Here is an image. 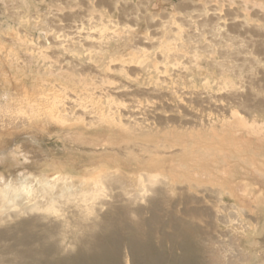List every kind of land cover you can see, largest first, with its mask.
Masks as SVG:
<instances>
[{"label":"rangeland","instance_id":"374dc122","mask_svg":"<svg viewBox=\"0 0 264 264\" xmlns=\"http://www.w3.org/2000/svg\"><path fill=\"white\" fill-rule=\"evenodd\" d=\"M0 57V88L7 86L0 102L16 96L17 102L28 97L34 100L25 102L43 104L36 118L40 128L7 125L5 138L38 134L39 150L74 176L93 177L104 170L137 187L146 171L132 159L138 153L148 156L134 143L141 133L155 142L181 140L192 150L241 148L229 161L221 155L207 160L222 159L216 162L219 179L224 176L247 191L206 192L200 202L182 203L179 209L172 202L184 201V195H152V204L143 200L140 205L147 208L146 222L156 228L150 227L153 242H169L165 236L176 231L168 221L180 218L182 209L207 208L211 226L186 219L214 234L220 255L235 256L245 246L252 262L264 264L259 229L264 222V0H0ZM156 84L162 92L154 90ZM55 100L67 102L66 116L50 124L46 105ZM224 123L234 136L249 134L243 140L248 146L226 142ZM247 130L260 131L261 137ZM257 137L263 138L255 142ZM126 201V195L108 198L103 209L120 219L113 227L119 234L110 241L116 245L112 255L100 253L99 241L74 242L80 230L72 242H29L33 237L23 230L0 239V261L19 262L27 254L30 259L22 260L29 264H110L113 251L126 255L120 247L129 225L123 210L132 207ZM205 259L197 251L186 264H205Z\"/></svg>","mask_w":264,"mask_h":264},{"label":"bare ground","instance_id":"6f19581e","mask_svg":"<svg viewBox=\"0 0 264 264\" xmlns=\"http://www.w3.org/2000/svg\"><path fill=\"white\" fill-rule=\"evenodd\" d=\"M2 57H0L1 60H4ZM6 87L0 88V91H5ZM153 87L154 90L162 92L158 84ZM12 97L15 100L9 102L10 104L0 102V239L10 240L15 238V235L9 236L11 233L24 230L26 237H33V241L29 240V242L40 240H44V242H72L70 241L72 235L77 234L80 230L77 235V237L79 236L78 241L74 242L99 241L96 245L100 253H106V256L109 250L116 246L110 241L116 237V233L119 234L113 227L120 224V219L113 220L111 209H107V211L103 209L109 203L108 198L126 195L128 196L126 202L132 206L123 210V217L128 219L126 221L129 225L124 229L126 237L120 247L124 246L126 255L121 257L117 251H113L114 256L112 260H109L110 264H186L187 259H191L192 254L197 251L206 258L205 264H226L227 261L228 264H259L258 261H251V253L245 246L238 250L235 256L234 253L232 256H228L229 258L227 255H220L214 246L220 242L215 240L214 234L208 230L202 232L195 221L186 219L187 216L191 217V220L202 219L208 226H211V223L205 219V217H211V212L207 208L182 209L180 218L175 216L168 221V225L170 223L169 226L176 231L174 234L165 236V241L169 242H153L152 229L156 228L154 229L151 224L146 222L144 213L147 208L140 205L143 200L148 201L149 205L152 204V195V197L164 195L171 199L184 195V201L177 199L172 202L178 207L182 203L200 202L199 195H204L206 192L218 191L228 194V196H234V194L239 195L240 192L247 191L245 188L232 185L231 181L228 182L229 179L224 176L219 179L218 164L216 163L218 161L207 160L213 159L214 156L219 158L218 155H221L224 161H229L230 158L236 156L235 154L240 153L241 148L232 151L229 146L230 150L226 151L223 148L197 146V149L192 150L181 144V140H174L173 143L167 144L161 143V139L158 138L160 142H155L154 139H144L142 136H146V134L141 133L142 136L138 137L137 143L134 140V143L140 146L142 152L147 151L148 156L144 157L138 153L132 159L134 161L138 159L137 161L141 162L146 171L140 173L137 187H131L126 181L121 180L119 175L104 170L100 171L101 169H98L100 172L93 177H77L66 172L65 167H63L64 170L60 165H57L55 159L47 158L39 150L40 136L38 134L30 133L21 137L19 141L5 138L3 132L7 125L24 123L35 128L42 126V124H36V118L40 116L39 112L43 109L41 102L37 104L32 101L25 102L26 99L34 100L28 97L17 102L18 97ZM66 103V101L55 100L52 104L46 105L50 120L48 123L55 124L60 120L59 116H66L62 114L67 109ZM262 104L264 105V101ZM58 111L60 113L57 115ZM193 117L198 118L196 115ZM230 128L231 125L226 123L222 126L225 133H228ZM144 129L141 130L145 132ZM249 132L257 133L260 136V131L251 130ZM228 134L223 137L229 144L234 139L237 141V145L242 143L243 147L248 146L243 142V140H248L245 137L246 134L239 136ZM136 135L140 134L134 136L137 137ZM260 137H257L255 142L262 140L263 137ZM199 154H202V158L199 157ZM240 158H236L237 161L241 160ZM8 159H11L13 163L8 162ZM222 159H218L219 162ZM253 161L255 160L252 159ZM92 170L94 169L92 168ZM217 185L220 187L217 188ZM226 187H229L231 191H226ZM118 211L120 210L115 212L119 213ZM110 215L111 217H109ZM157 221L161 222V220ZM38 228L40 229L39 234L31 233L32 229L38 230ZM261 228L264 231V222L262 225L260 224L259 229ZM108 229H111L110 233ZM263 231L262 235L264 236ZM26 237L20 239V242H25ZM256 238L257 236H248V240L256 241ZM168 243L169 247L166 245ZM165 246H167V250H163ZM176 250H181V256L176 254ZM109 254L112 255L111 252ZM260 255L257 254V257ZM22 257L25 258L24 260L30 259L29 255L21 254L19 262L2 259L0 264H29L22 260ZM76 261L71 260L59 264H76Z\"/></svg>","mask_w":264,"mask_h":264}]
</instances>
